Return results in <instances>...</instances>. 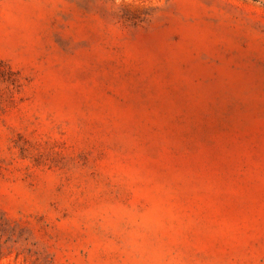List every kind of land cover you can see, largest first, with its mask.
<instances>
[{
	"label": "rangeland",
	"instance_id": "obj_1",
	"mask_svg": "<svg viewBox=\"0 0 264 264\" xmlns=\"http://www.w3.org/2000/svg\"><path fill=\"white\" fill-rule=\"evenodd\" d=\"M0 264H264V0H0Z\"/></svg>",
	"mask_w": 264,
	"mask_h": 264
}]
</instances>
